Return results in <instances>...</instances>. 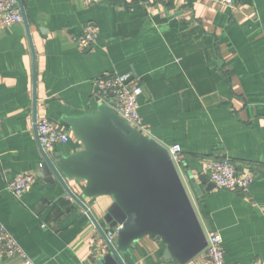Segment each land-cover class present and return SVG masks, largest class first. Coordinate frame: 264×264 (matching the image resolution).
<instances>
[{
  "label": "crops",
  "instance_id": "crops-1",
  "mask_svg": "<svg viewBox=\"0 0 264 264\" xmlns=\"http://www.w3.org/2000/svg\"><path fill=\"white\" fill-rule=\"evenodd\" d=\"M22 2L27 22L0 23V221L31 259L102 264L109 253L62 183L40 178L35 111L68 131L67 143L46 151L69 158L85 149L73 121L98 115L104 104L95 80L130 73L143 89L147 136L182 147L181 176L205 233H220L226 264L264 260V0ZM90 24L99 39L81 48L77 39ZM220 159L254 181L247 189L210 187L208 165ZM22 173L38 181L18 198L6 185ZM64 177L106 227L114 197H88L86 180ZM166 248L146 235L121 255L125 264H180L164 258ZM21 263L0 256V264ZM186 264L211 263L202 251Z\"/></svg>",
  "mask_w": 264,
  "mask_h": 264
},
{
  "label": "water",
  "instance_id": "water-1",
  "mask_svg": "<svg viewBox=\"0 0 264 264\" xmlns=\"http://www.w3.org/2000/svg\"><path fill=\"white\" fill-rule=\"evenodd\" d=\"M16 1L27 22L22 0ZM35 120L37 130L36 111ZM72 126L85 149L64 158L61 153L49 154L39 142L44 157L39 176L46 182L60 181L89 215L109 249L102 264H125L121 253L146 235L162 239L167 245L164 258L180 264L205 250L206 233L167 147L134 129L107 104L101 106L98 115L73 121ZM65 175L86 180L84 194L88 197H114L105 213L106 227L72 191ZM188 175L194 182L192 173ZM204 181L216 187L208 177ZM119 225L122 228L112 242L107 233Z\"/></svg>",
  "mask_w": 264,
  "mask_h": 264
},
{
  "label": "built area",
  "instance_id": "built-area-1",
  "mask_svg": "<svg viewBox=\"0 0 264 264\" xmlns=\"http://www.w3.org/2000/svg\"><path fill=\"white\" fill-rule=\"evenodd\" d=\"M220 4L233 6L235 0H214ZM22 10L16 0H0V23L12 26L23 22ZM99 39V31L93 25H87L77 39L81 48L93 46ZM95 93L104 104L111 106L130 126L147 135L143 117L140 114L139 98L143 93L140 85L134 83V76L130 73L106 74L95 80ZM37 135L42 147L47 150L57 144L67 143L70 139L68 131L56 125L47 117L37 120ZM170 156L179 165L182 161V147L173 145L167 147ZM209 179L218 188L247 189L254 181V175L241 176L236 165L229 159L211 161L208 165ZM38 178L34 174H18L7 181L8 191L15 197H21L28 189L36 184ZM122 226L109 230L108 237L113 242L117 239ZM206 260L211 264H226L222 237L218 231H209L206 234ZM0 256L22 258L21 264H36L17 239L0 221ZM241 264V263H236ZM253 264H264V260H257Z\"/></svg>",
  "mask_w": 264,
  "mask_h": 264
}]
</instances>
